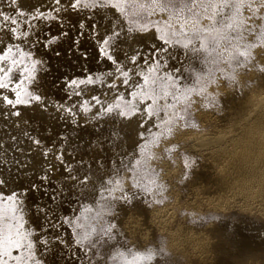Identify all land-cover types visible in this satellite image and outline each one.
I'll return each instance as SVG.
<instances>
[{
    "label": "snow or ice",
    "instance_id": "snow-or-ice-1",
    "mask_svg": "<svg viewBox=\"0 0 264 264\" xmlns=\"http://www.w3.org/2000/svg\"><path fill=\"white\" fill-rule=\"evenodd\" d=\"M0 5L11 10L8 14L0 7V264H48L49 256L60 257L65 264H164L166 244L135 252L131 248L117 249L120 237L114 214L106 217V224L96 215L100 186L105 187L108 196L113 165L120 170L123 158L128 155L122 152L116 160L105 163L102 154L114 146L120 151L123 134L113 128L105 140L100 133L104 131L103 122L112 116L130 123L138 121L145 133L150 127L158 130L154 127L156 114L149 116L153 98L160 97L159 116L164 119L165 102L172 104L176 96L171 85H168L170 96L165 97L161 90L168 80L163 73L169 71L164 62L160 61V66L153 69V75L150 69L156 61L151 56L146 58L139 46L133 50L122 48L124 41L129 37L151 36L154 42L164 45L181 37L187 40L195 28L203 30L202 34L212 42L208 33L220 23L217 20L216 25L212 24L214 6L219 10L215 0H44L41 6L29 9L23 8L20 0H0ZM169 9L182 11L177 15ZM245 15L258 21L246 10ZM50 21L59 32H48L41 39L35 32L37 23L49 26ZM165 28L166 35L162 31ZM89 40L95 47L97 61L108 65L104 71L93 73L87 68L90 57L83 45ZM65 42L69 45L67 49L60 47ZM38 45L61 64L69 56L74 57L79 68L88 73L83 79L61 74L46 85L54 87L63 79L62 87L70 90L67 95L72 100L70 104L50 101L42 93L41 74L52 71L53 66L36 56L33 49ZM260 47L257 43L253 50ZM242 56L250 59L246 53ZM256 70L264 73V67ZM82 85H99L108 91L103 96L92 95L90 101L73 100V96L84 95ZM138 92L142 95H137ZM107 97L111 99L105 103ZM129 104L133 106L131 116L125 112ZM35 107L45 114H54L52 118L61 125L59 132L45 129L46 136L54 137L50 143L31 131L30 122L22 119V109ZM89 127L93 135L81 139L80 131ZM147 138L142 136L134 145L133 159L139 157L140 145ZM89 153L97 155L92 158ZM115 174L122 183H128L123 181L120 171ZM128 175L135 186L137 177L132 172ZM13 185L20 187L12 188ZM9 188L12 190L7 191ZM139 191L125 186L118 194L119 200L108 196L104 204L108 209L112 204L132 205ZM73 193L79 197L75 212L65 204L66 197ZM105 251L109 253L107 256Z\"/></svg>",
    "mask_w": 264,
    "mask_h": 264
},
{
    "label": "rangeland",
    "instance_id": "rangeland-1",
    "mask_svg": "<svg viewBox=\"0 0 264 264\" xmlns=\"http://www.w3.org/2000/svg\"><path fill=\"white\" fill-rule=\"evenodd\" d=\"M43 3L44 0H20L21 6L25 9L41 6ZM215 5L219 10L217 11V7L214 6L212 24L216 25L217 20L220 23L208 33L212 37V42L202 34L203 30L195 28L192 29L193 34L187 40L181 37L179 40L174 39L171 43L164 45H159V41L154 42L151 36L129 37L124 41L122 48L133 50L139 46L146 58L151 56L156 61L150 69L153 75H155L153 69L160 66V61L164 62V66H167L169 71L163 73L168 80L167 84L161 86V90L164 96L168 97L171 95L168 85H171L176 89V96L172 104L165 102L164 119H160L159 116L160 97L153 98L149 116L156 114L154 127L158 130L150 127L145 133L138 121L130 123L112 116L103 122L104 131L100 133L105 140L109 138V133L113 128H118L123 134L122 143L119 145L120 151H117L114 146L107 154L105 152L102 154L105 163L110 159L116 160L122 152L128 154L123 158L124 162L120 170L113 165L112 180H115V184L112 180L108 181V184L112 185L111 189L107 190L108 196L119 200L118 194L125 186L133 190L139 188L140 191L136 197L137 200L132 205L112 204L111 209H108L104 204V201L108 199V196H105L106 189L100 186V197L96 200V215L106 224V217L114 214L120 237L116 245L117 249L131 248L135 252L166 244L167 259L164 264L199 263L197 258L190 260L191 255L188 249L185 250L178 243L173 242V237L180 231L188 234L199 231L207 233L211 228L222 227L229 232L228 239L241 229L255 235L264 232V202L241 203L234 200L217 202L208 201L202 196H195V179L200 173L211 169L209 154L211 149H215L214 146V148L207 146L203 149L204 147L198 144V137L224 135L225 142H229L231 138L229 116L232 107L229 101L244 96H258L264 92L262 87L264 73L256 70L258 67H264L262 63L264 61V0H255L254 3L252 0H215ZM0 7L11 14V10L7 9L6 5H0ZM160 10L163 11L162 8ZM245 10L251 16L258 17V21L249 20L245 15ZM181 11L182 9H169V12H175L177 15ZM168 19L171 20L172 16L170 15ZM20 22L23 23V20L21 19ZM48 24L49 26L43 22L37 23L35 32L40 35L41 39L48 32L52 34L59 32L54 22L50 21ZM248 24H251V27H248ZM160 31L158 30V34ZM162 31L165 35L167 34L166 28ZM173 33L175 36L179 35L174 28ZM257 43L261 45L260 49L253 50L256 49ZM156 44L159 47H156ZM68 46L67 42L60 45L64 49ZM83 46L88 50L90 59L87 68L91 72H101L108 68L107 64L97 61V53L90 40L85 41ZM33 51L37 57L47 60L49 65L53 66L52 71L41 74L42 93L50 101L70 104L72 100L67 98L70 90L62 87L63 79L59 80L54 87H46V85L61 74L69 78L83 79L88 73L79 68L72 56L61 64L55 58H50L51 54L46 53L39 45ZM242 53H246L250 59L243 57ZM157 57L159 59H156ZM100 60L102 61L103 57H100ZM81 88L84 95L79 98L73 96V100L88 99L90 101L92 95L103 96L104 92L108 91L99 85L95 87L82 85ZM137 95H142V93L138 92ZM110 99L111 97H107L104 102L107 103ZM22 111L24 113L22 119L30 122V130L46 142L50 143L54 137L46 136L45 129L51 128L54 132L61 131L60 123L52 118L54 114H45L38 107L22 109ZM125 112L131 116L133 106L127 105ZM140 119L144 118L140 117ZM144 123L148 121L144 120ZM91 135H93L91 127L80 131L81 139H88ZM145 135L148 138L140 145L139 157L133 159L134 145ZM89 155L95 158L97 154L89 153ZM35 160L37 171H39L40 156L38 153L35 154ZM117 171H120L123 181H128L127 184L122 183V180L118 178L115 174ZM129 172L137 177L138 182L135 186L129 181ZM19 187L20 185L12 186V188ZM12 188L7 191H11ZM78 199L79 197L73 193L66 197L65 204L75 212ZM28 202L29 204L32 202L31 193H29ZM136 205L146 208L151 215V232L147 237L133 235L129 227L122 222L126 210ZM104 247L107 248L108 245ZM104 254L107 256L109 253L105 251ZM127 258L130 260L132 256L128 255ZM47 260L48 264H57V262L65 264L60 257L49 256Z\"/></svg>",
    "mask_w": 264,
    "mask_h": 264
},
{
    "label": "bare ground",
    "instance_id": "bare-ground-1",
    "mask_svg": "<svg viewBox=\"0 0 264 264\" xmlns=\"http://www.w3.org/2000/svg\"><path fill=\"white\" fill-rule=\"evenodd\" d=\"M261 93L229 101V142H225L224 135L198 137L203 149H215L209 154L211 169L195 179L196 197L217 202H264V92ZM122 222L135 236L147 237L151 232V215L141 205L126 210ZM228 233L222 227L207 233L180 231L172 240L188 249L190 260H199L196 264H264V232L255 235L241 229L229 239Z\"/></svg>",
    "mask_w": 264,
    "mask_h": 264
}]
</instances>
